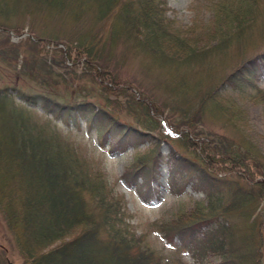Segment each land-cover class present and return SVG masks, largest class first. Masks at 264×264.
<instances>
[{
  "label": "trees",
  "instance_id": "trees-1",
  "mask_svg": "<svg viewBox=\"0 0 264 264\" xmlns=\"http://www.w3.org/2000/svg\"><path fill=\"white\" fill-rule=\"evenodd\" d=\"M159 4L162 0H0V64L17 61L24 45L31 50L54 47L51 53L60 57L55 63L81 66L103 90L130 101L140 127L121 124L109 106L62 103L47 90L26 92L8 84L0 88V214L26 264H187L181 260L183 252L193 264H264V157L247 136L248 129H239L234 114L216 102L227 91L253 85L264 71V50H241L248 47L249 16L257 1L219 2L208 26L209 42L218 38L204 47L170 34ZM12 20L28 21L31 37L11 43L9 32L20 36L23 29ZM225 28L233 32L222 34ZM130 39L158 69V74L145 76L150 84L123 82V58L115 61L119 66L114 64L112 49ZM169 41L179 55L164 47ZM230 44L237 47L236 62L214 71L209 55H224ZM180 67L186 69L177 72ZM125 84L139 92L138 98L126 92ZM215 102L219 115H227L221 126L230 127L233 135L197 129L204 118L216 116L209 110ZM36 107L66 126L80 128L83 121L101 134L100 143L109 139L113 150L149 144L123 174L143 203L157 200L151 185L158 179L160 162L167 167L170 189L190 185L204 195L175 219L151 223L171 250L166 262L144 235H137L122 197L92 162L78 155L54 127L32 121ZM166 111L180 116L179 121L171 122ZM162 142L170 144L165 158L158 152Z\"/></svg>",
  "mask_w": 264,
  "mask_h": 264
},
{
  "label": "rangeland",
  "instance_id": "rangeland-1",
  "mask_svg": "<svg viewBox=\"0 0 264 264\" xmlns=\"http://www.w3.org/2000/svg\"><path fill=\"white\" fill-rule=\"evenodd\" d=\"M221 1L222 0H162V4H159V6L165 10L163 14V25L174 37L179 36L181 38H187L190 46L197 44L196 46L204 47L208 44H214L218 36L214 41L209 42L208 26L212 25L211 23L214 21L217 4L219 2L221 3ZM256 1L257 4L253 9L254 12L249 16L251 29L249 36L246 38L248 47H241V50L255 51L257 46H259L258 49L260 51L264 50V0ZM236 5L237 4H234L233 7ZM235 10L237 9L235 8ZM11 23L15 26L23 25L21 33L28 34V36L19 38L16 37L15 33L10 32L13 33V36H10L11 43L23 42L25 37H31V34L28 32L29 22H22L21 24L20 22L12 20ZM224 25L229 24L225 23ZM229 31L230 29L225 28L222 34H229L233 32V29ZM103 32L104 39H106L109 33L108 29L105 28ZM132 36L133 35H130V37ZM142 36L141 34L140 37L142 38ZM164 40L167 42L168 38ZM170 40L172 41L173 39ZM133 43L132 39H130L128 43L122 41L117 42L115 48L112 49L114 64L119 66L116 62H118L120 58H123L124 65L123 67L120 65V70L122 72L125 71L121 74L123 82L124 80L127 81V79H134L139 84H150L145 76L158 74V69L150 65L151 61L143 56V54L145 55L144 50H139ZM171 44V42L164 43V47L170 51V54L173 53L176 55L181 52H177V48L172 50L170 47ZM52 50V47H46L44 50H31L27 45H24L23 52L17 61L13 60L10 61L9 64H0V88L8 84L13 88L17 87L21 90H26V92L36 93L38 91L47 90L65 103L90 101L101 106H109L110 109H114V114L118 116L121 124L134 125L140 129L133 118L136 117L138 113L136 109L132 111V103L130 101L128 103L124 97L117 96L114 92L108 93L103 90L100 82L94 81L89 73L87 74L81 69V66H74L72 63L67 62L55 63L60 57H54L53 53H51ZM236 51L237 47L235 44H230L225 49L224 55L220 52L209 55V60H211L213 64H211L213 70L222 71L225 69L226 65L229 66L234 64L237 60V56L235 55ZM184 69L186 68L180 67L177 72ZM147 71H149L148 74L146 73ZM41 77H44V79H41ZM202 79L204 80V84L209 81L207 78ZM103 85L109 86V84L106 83H103ZM123 86L128 89L126 91L128 94L131 95L135 92V96L138 98V91L133 87H127L126 84ZM157 93L160 97L162 96L160 91H157ZM216 102L221 103L229 113L234 114V123L239 129L240 127L241 129H248L245 130L247 136L252 139L256 150H258V155L264 157V71L259 74L258 79L253 82V85H245L238 92L227 91L217 97ZM216 102L215 108L209 109L210 111L212 110V114L216 116L210 117L207 120L204 118V121L201 122L197 129L204 133L209 130L216 134L224 132L227 135H233L230 127H226L227 129H225L221 126L224 125L227 115L225 113L222 114L224 115L223 117L219 115L218 109H216ZM36 110L37 111L35 113L32 112L30 116L32 121L38 124H50V127H55L64 141L71 145L78 155L82 156V158H88L92 162V164L89 162L90 166L92 167L94 165L93 168L98 169L101 175L105 176L108 185L113 188L114 192L118 195L120 194L122 197L128 213L132 216L131 223L137 235H144L146 242L150 244L159 255L161 254L163 256V261L166 262L171 250L162 235L152 229L151 223L175 219L180 213L190 211L194 207L193 205L195 202L204 200V195L201 192H195L190 185L178 184L177 187L170 189L169 186H167V167L164 163L160 162L158 179L151 185L155 190L154 197L157 200L153 199L150 202L143 203L135 192V189L127 184L123 174L125 168L128 167L136 157L145 155L150 148L149 144L144 143L136 148L127 146L121 150H113V148L109 146V139L102 143H98L99 138L96 132L92 129L87 130L88 127H86L83 121L80 122V128L72 125L67 127L60 120H56L48 115L46 117L39 108L36 107ZM166 114L174 124L179 121L180 116L177 114L173 116V113L170 111H166ZM9 123L10 120L6 124L8 125ZM165 124L164 122V125ZM157 135L159 134L155 132L154 137H157ZM169 148V143L162 142L158 152L165 158L169 152ZM181 260L187 264L194 263V259H191L188 253L185 252L182 253ZM0 264H26L21 256H19L16 246H14L13 236L8 232L1 214Z\"/></svg>",
  "mask_w": 264,
  "mask_h": 264
},
{
  "label": "bare ground",
  "instance_id": "bare-ground-1",
  "mask_svg": "<svg viewBox=\"0 0 264 264\" xmlns=\"http://www.w3.org/2000/svg\"><path fill=\"white\" fill-rule=\"evenodd\" d=\"M22 12H23V10H22ZM20 14L19 15H21V14H24V12L23 13H21V11L19 12ZM15 16V15H14ZM17 16V15H16ZM21 16H23V15H21ZM19 17V16H18ZM26 17V16H25ZM30 17H31V15H30ZM23 18V17H22ZM32 18V17H31ZM34 18V17H33ZM32 18V19H33ZM35 18H37V17H35ZM15 19V18H14ZM16 19H18V18H16ZM24 19V18H23ZM30 19V18H29ZM28 19V20H29ZM4 20H6V19H4ZM19 20V19H18ZM35 20V19H34ZM37 21H38V19H36ZM40 20V19H39ZM0 21H1V18H0ZM32 21V20H31ZM2 22L4 23L5 21H3L2 20ZM28 22V21H27ZM80 22V21H79ZM37 23V22H36ZM5 24V23H4ZM30 24V23H29ZM38 24V23H37ZM6 25V24H5ZM4 25V26H5ZM20 25V24H19ZM79 25H80V23H79ZM10 26V25H9ZM15 26V25H14ZM34 26H35V24H34ZM37 26V25H36ZM35 26V27H36ZM41 26V25H40ZM3 27V26H2ZM31 27H33L32 25H31ZM39 27V26H38ZM35 28V29H40V28ZM77 27H78V25H77ZM5 28V27H4ZM3 28V29H4ZM14 29V28H13ZM12 29V30H13ZM18 29V28H17ZM16 29V30H17ZM34 29V28H33ZM8 30V29H7ZM14 31V30H13ZM18 31V30H17ZM65 34V33H64ZM29 39V38H28ZM24 40V39H23ZM64 45V44H63ZM54 48V47H53ZM67 52V51H66ZM67 56V55H66ZM63 58V57H62ZM69 58V57H68ZM64 60H65V58H64ZM69 60H71V59H69ZM57 62V61H56ZM62 62H64L63 60H62ZM70 62V61H69ZM65 63V62H64ZM69 68V67H68ZM51 69H53V68H51ZM56 70V69H55ZM90 76V75H89ZM12 90V89H11ZM244 91V90H243ZM24 94H25V92H23ZM10 95V94H9ZM31 95V94H30ZM29 96V95H28ZM32 96V95H31ZM45 97V96H44ZM42 98V97H41ZM56 98V97H55ZM58 98V97H57ZM46 99V98H45ZM48 100V99H47ZM54 100V99H53ZM56 100V99H55ZM57 101V100H56ZM56 101H53V102H56ZM59 101V100H58ZM61 101H63V100H61ZM139 101V100H138ZM36 102H38V101H36ZM43 102V101H42ZM70 102V101H69ZM62 103H65V102H62ZM74 103V102H73ZM76 103V102H75ZM64 105V104H63ZM65 106H66V104H65ZM55 110V109H54ZM46 111H51V110H46ZM55 112V114H56V111H53V113ZM46 113V112H45ZM117 113V112H116ZM54 114V115H55ZM119 114V113H118ZM48 115V114H47ZM54 115H52V116H54ZM49 116V115H48ZM47 117V116H46ZM56 118H58V117H56ZM86 119V118H85ZM38 120V119H37ZM47 120V119H46ZM57 120V119H56ZM119 120V119H118ZM87 121V120H86ZM59 122V121H58ZM88 122V121H87ZM63 123H65V121L63 122ZM79 123V122H78ZM46 124V123H45ZM67 124V123H66ZM88 124V123H87ZM43 125V124H42ZM50 125V124H49ZM80 126V125H79ZM89 126V125H88ZM47 127V126H46ZM68 127V126H67ZM86 127H87V125H86ZM55 128V127H54ZM49 129V128H48ZM87 130H88V128H87ZM97 131V130H96ZM90 132V131H89ZM92 133V132H91ZM98 134H100V133H98ZM97 134V135H98ZM104 134V133H103ZM107 134V133H106ZM101 135V134H100ZM106 137V136H105ZM100 138V137H99ZM109 142V141H108ZM98 143H99V141H98ZM110 144V143H109ZM100 145V144H99ZM103 145V144H102ZM104 146V145H103ZM110 146V145H109ZM152 172V171H151ZM120 195V194H119Z\"/></svg>",
  "mask_w": 264,
  "mask_h": 264
},
{
  "label": "water",
  "instance_id": "water-1",
  "mask_svg": "<svg viewBox=\"0 0 264 264\" xmlns=\"http://www.w3.org/2000/svg\"><path fill=\"white\" fill-rule=\"evenodd\" d=\"M28 35L27 33H23L22 36H26ZM13 36V33L11 34V37ZM22 36H20L19 38H21Z\"/></svg>",
  "mask_w": 264,
  "mask_h": 264
}]
</instances>
